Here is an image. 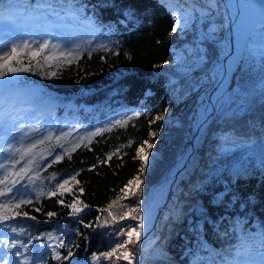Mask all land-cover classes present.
Listing matches in <instances>:
<instances>
[{
	"label": "trees",
	"instance_id": "obj_1",
	"mask_svg": "<svg viewBox=\"0 0 264 264\" xmlns=\"http://www.w3.org/2000/svg\"><path fill=\"white\" fill-rule=\"evenodd\" d=\"M8 1L20 6L43 2L6 0V3ZM69 2L70 0H56L57 10L61 6H67ZM78 2L87 5V16H94L97 24L105 27L93 38L91 29L86 25L73 20L62 21L75 30L69 44H85L90 39L93 47L98 43L119 42V54L99 50L89 57L85 53L78 65L63 69L58 77L51 79L32 73L22 74L23 82L12 96L29 103L53 100L92 105L84 111L77 109L75 113L68 112L70 122L61 128L64 130L70 126L83 125L81 131H93L123 114H131L132 110H139L144 114L130 122L127 128H116L111 133L97 137L88 148L81 146L72 154L71 160L65 159L43 173L48 175L58 172L64 177L83 169L77 177L81 182L77 188H84L80 198L90 205L89 209L79 217H72L68 215L70 209L57 203V197H44L37 203L38 207H43L44 212H32L37 216L36 221L21 219L12 222L27 231L25 234L10 232V239H21L28 243L30 236L42 237L43 233L54 228L59 231L61 224H65L67 228L64 230L69 239L80 245L75 249V259L79 264H90L86 258L93 252L107 251L114 242H119L124 237L116 239L108 235L112 229L96 228L95 225L94 228H85L77 221L82 219L87 224L95 222L98 216L102 217L104 214L99 209L115 199L127 181L137 175L141 162L134 159V156L139 144L150 139L153 124L150 125L149 120H154L164 108L174 106L179 100L191 95L198 100V90L203 85L209 90L216 77L215 75L213 78V70H210L190 79L178 77L177 81L171 83L173 75L165 67L174 61L176 48L189 46L196 57L203 54L207 65H215L223 57L221 38L226 33H213V38L205 39L208 28L213 24V21L207 20L201 28L194 26L193 30L184 35L177 32L170 36L173 21L158 0ZM129 10L134 16L126 18L124 13ZM148 20L152 23H146ZM109 28L112 29L111 32L108 31ZM221 28L223 31L226 29L224 25ZM199 49H203V53ZM126 53L132 59H128ZM156 65L162 66L157 68ZM59 107L54 109L55 117L63 114ZM191 109L192 106H189L174 116L178 123L171 124L164 131V143L152 151L156 155L155 158L150 157L149 167L141 175L144 192L139 200L143 201L150 186L170 173L185 140ZM206 130L202 145L196 148L197 155L189 171L190 178L174 194L176 210L170 213L167 220L158 222L156 238L148 245L149 252L145 251L147 264H169L167 259L178 262L179 259L194 257L198 241L197 233L192 229L198 222L203 225L200 233L203 239L217 250L225 249L224 255L229 258H232L237 247L242 254L247 251L248 255H259L264 251L261 247L264 242L259 236L241 242L236 232L228 231L227 235H223L237 218L242 221L245 237L248 233H256L258 228H264V171L257 166L264 157V56L260 54L252 57L247 54L245 61L243 59L229 93L221 101ZM129 139L134 141L130 147H121L117 156L104 164L99 163L101 159H105L106 153L126 145ZM233 140L244 146L234 148ZM249 143L251 147L247 146ZM93 165L96 167L93 168ZM237 168L243 169L244 174L234 177L232 172ZM46 183L51 185L54 182ZM225 185L238 192L243 201L251 196L252 202L245 203L243 209L240 201L232 205L228 202V197H225L224 203H213V194L223 191ZM173 197H170L171 201ZM72 198L70 194L63 197L66 202H70ZM136 202L135 197L126 201L129 204ZM47 211H54L59 215L47 222L44 215ZM174 216L180 218L181 225L171 228L172 234L168 237L167 225ZM205 216L217 224L218 231H214L213 225L205 221ZM122 224L134 226L136 222L128 220ZM76 228H79L83 236L73 233ZM165 243L170 252L167 255L162 251ZM40 245V240H33L26 253L33 257V264H37L40 256L45 258V264H58L50 255V250ZM228 249L231 250L227 251ZM199 257L207 258L208 253L200 251ZM215 259L220 260L222 257ZM199 264L210 262L201 259Z\"/></svg>",
	"mask_w": 264,
	"mask_h": 264
},
{
	"label": "snow or ice",
	"instance_id": "obj_2",
	"mask_svg": "<svg viewBox=\"0 0 264 264\" xmlns=\"http://www.w3.org/2000/svg\"><path fill=\"white\" fill-rule=\"evenodd\" d=\"M158 3L165 8L173 21L170 36L178 31H190L194 25L196 28H201L211 16L212 11L218 10L216 0H206L205 6H201L196 0H158ZM10 7L12 5L6 4V0H0V19H5L4 10ZM22 7L23 11L17 13L16 21L30 27L31 31H26L24 37L5 41L3 46H0V230L6 229L8 232L19 234H25L27 230L12 222L21 219L36 221L37 216L32 212H44L43 207L37 206V203L44 197H57V203L70 209L68 215L72 217H79L81 213L89 209L90 205L80 198L84 188H77L81 184L77 177L83 169L68 173L64 177H61L58 172H51L48 175L43 173L65 159L71 160L72 154L81 146L88 148L97 137L104 133H111L116 128H127L130 122L144 114L142 111L132 110L131 114H123L93 131H81L84 128L83 125L58 130L56 124H49L47 127L37 126L40 124V119L29 117L23 113V110L15 107V100L11 97L23 82L22 74L32 73L51 79L58 77L63 69L78 65L85 53L89 57L94 51L99 50L113 55L119 54V42L98 43L93 47L91 39L85 44H69L59 36L54 37L55 29L63 26L54 23L56 18L61 21H78L86 25L91 29L93 38L105 27L98 25L94 16H87L85 13L87 5L80 4L78 0H70L67 6H61L59 10L56 8V0H43V2L34 5L25 4ZM124 15L126 18H130L134 16V13L129 10ZM7 19L12 20V17L8 16ZM146 23L151 24L152 21L148 20ZM260 26L264 30V0H261L260 4ZM219 27H223V25ZM217 30L218 26L213 22L205 34V39L213 38V33ZM108 31L111 32L112 29L109 28ZM262 35H264V31H262ZM198 51L203 53L204 50L199 49ZM126 55L128 59H132L130 54L126 53ZM261 56H264V43L261 44ZM205 60L206 56L200 54L194 64L202 65ZM161 66L156 65L155 67ZM216 74H219V69L213 70V78ZM162 119L164 116H157L154 120H149V124H155L156 121ZM29 120L32 122L28 123ZM197 127L200 128L199 125ZM200 130L203 131V129ZM156 136L155 131L150 132V139H154ZM133 143L134 141L129 139L126 145L118 146L113 151L106 153L105 159H101L99 163L104 164L110 161L121 152V147H130ZM232 144L234 148L244 146L237 144L235 140L232 141ZM247 146L251 147V143ZM153 147V143L146 139L136 148L134 159L141 162L139 172L127 181L115 199L111 200L104 208L99 209L101 214H104L102 217L98 216L95 222L87 224L82 219L77 221L85 228H94L95 225L96 228L112 229L108 235L114 236L116 239L124 237L123 240L114 242L107 251L93 252L86 258L90 264H103L105 261L107 264H120L121 261H125L127 264H138L136 253L129 245L139 244L146 229V219L142 209L143 201L139 200V197L144 192V180L141 179V175L148 169L150 157L155 158L156 155L152 152ZM124 154L126 155V153ZM50 157L51 159H49ZM120 158L122 159V156ZM257 166L264 171V157L260 159ZM92 167L94 168L96 165ZM243 174V169H233L234 177ZM48 181L54 183L49 185L46 183ZM69 194L73 198L70 202H66L63 197ZM132 197L137 198V202L135 204L126 203ZM225 197L229 198L228 202L232 205L240 201L241 209L245 207V203H250L253 200L249 196L247 201H243L238 192L225 185L223 191L213 194L212 202L215 204L224 203ZM44 215L47 222H51L59 214L47 211ZM204 219L213 225L214 231H218L216 223L208 220L206 216ZM128 220L135 221L136 224L134 226L122 224ZM241 225L242 221L237 218L223 235H227L228 231H233L237 233V238L241 242L256 236H259L264 242V228H258L256 233H248L245 237ZM202 227L203 225L198 222L192 229L194 233H197L198 241L192 264H199L201 259H207L210 264H249L248 260L242 262L238 259L242 254L239 247L232 258H229L224 255L225 249L217 250L209 245L200 235ZM66 228L67 225L61 224L59 231L54 228L52 231L43 233L44 239L30 236L28 243L21 239H7L6 244L0 241V248L6 247L7 249L0 253V256L3 257L0 259V264H33V257L26 255L33 240H40V246L49 249L50 255L58 264H65V262L79 264V261L75 259L77 255L75 249H78L80 245L69 239L64 230ZM73 233L83 236L79 228L74 229ZM261 247L264 248V243ZM200 251L207 252L208 257H199ZM243 254L248 255V252L245 251ZM259 255L261 257L259 264H264V251ZM10 257L19 259L12 261ZM216 257H222V259L216 260ZM37 264H45V258L40 256Z\"/></svg>",
	"mask_w": 264,
	"mask_h": 264
},
{
	"label": "bare ground",
	"instance_id": "obj_3",
	"mask_svg": "<svg viewBox=\"0 0 264 264\" xmlns=\"http://www.w3.org/2000/svg\"><path fill=\"white\" fill-rule=\"evenodd\" d=\"M231 2V0L223 2V10L230 25V30L223 42V57L214 68L219 69V74H216L213 82L215 85L212 91H204L202 97L194 104L183 148L177 154L173 170L150 186L143 200L142 209L145 214L146 229L139 244L129 245L132 251L136 253L138 264H147L145 251L156 238V224L160 220L168 219L171 213L162 218L159 217V210L166 200L179 191L175 189L180 186L183 187L189 180V171L196 160V148L202 145L210 119L217 112L223 98L229 93L236 71L245 58L248 44L252 41L257 49L261 51V44L264 43V35H262L264 30L260 26V12L253 10V7H248L253 5L250 1L241 0L238 9L233 8ZM248 27H251L253 34L247 35ZM200 129H203V131ZM171 227L167 228L166 231H171ZM152 234H154V237L151 238ZM121 262L127 264L125 261Z\"/></svg>",
	"mask_w": 264,
	"mask_h": 264
},
{
	"label": "rangeland",
	"instance_id": "obj_4",
	"mask_svg": "<svg viewBox=\"0 0 264 264\" xmlns=\"http://www.w3.org/2000/svg\"><path fill=\"white\" fill-rule=\"evenodd\" d=\"M196 2L198 4H200L201 6H205V4H206V0H196ZM216 3L218 5V10L212 11L211 16L209 17L208 20L213 21L218 26V30L215 32L216 34L221 35L223 32V33H226V35H225V37H226L227 36V30H228V28L226 27L227 18L225 16V12L223 10L222 4L219 2V0H216ZM9 10L11 11V13L13 15H17L18 12L23 11V7H20L17 4H15V5H12V7H10ZM219 22H222V24L226 28L225 31H223L222 28L219 27L221 25V23L219 24ZM8 23H10L12 25V27H15V28L23 27V23L17 22L16 18H12V20L0 19V39L5 38V37H7L8 34L12 33L10 30V27H8ZM56 24H58V23H56ZM194 26H193V28H194ZM55 31H64L63 32L64 34H67L69 36H70V34L73 35V30H71L70 28L68 29V27L65 25H63V27L55 29ZM190 31H185V32H180V33L182 35H184ZM251 34H253L251 27H248L247 35H251ZM69 36H68V38H69ZM225 37L221 38L222 43L224 42ZM62 40L67 41L68 39L66 40V38H64ZM5 41H11V40H9V39L0 40V46H3V43ZM54 42H55V40H54ZM222 50H223V44H222ZM247 54H248V56H252V57L260 55V53L257 51V47L254 44L251 46H250V44H248L244 61L246 59ZM196 59H197V57L195 56L194 50L191 49L189 46H183L180 48H176L174 61L165 67L173 75L172 79H171V83L177 81L178 77L190 79L191 77H193L197 74H200L203 71L214 70L213 65H207L205 63L206 60L202 65L201 64H194V61ZM206 89H207L206 85H203L201 87V89L198 90L199 99L202 97L203 92L206 91ZM11 99L15 100V107L23 110V113L25 115H28L29 117H36V118L40 119L39 125L42 127H47L49 124H56V125H58V128H60L63 124L66 123V121H64L65 118L60 119V116L54 117L53 112H54V109L56 106H60L59 109H62L63 113H66V112L75 113L77 109L84 111V110L90 109L92 107V105L81 104V103L76 104V103L71 102V101L57 102V101H53V100H45V101H41L38 104H29L27 102L25 103L24 101H22L20 99V97H17V96H12ZM196 101L197 100L194 99V95H191L190 97H187L183 100H179V102L174 106H169V107L164 108L158 115L155 116V117L164 116V119L158 120V121H156L155 124H153L152 131H155L157 133V136L154 139H149V142L153 143V145H154L152 151L157 150L158 147H160L164 143V131L169 126H171V124L178 123L177 119L174 116L177 113L185 110L189 106H192V109H191V114H192V110H193V107H194V104ZM191 114L189 116L188 124L190 122ZM31 122H32L31 120L28 121V123H31ZM187 129H188V125H187ZM186 132H187V130H186ZM186 132H185V135H186ZM15 135H18V134H15ZM182 148H183V146H182ZM145 151H148V150L145 149ZM181 187L182 186H180L179 188H181ZM179 188L175 189V190L178 191V190H180ZM175 197L176 196L173 197L174 199L172 201L170 200L172 198H169L168 200H166L163 203V205L161 206V208L159 210V212H160L159 217L164 218L168 215V213L172 212L173 210H176ZM159 217H158V219H159ZM157 225L158 224H156L155 230L157 229ZM178 225H181V220L178 216H174V217H172V220L168 222L167 228H169L170 226H172L171 228H174L175 226H178ZM171 234H172L171 231L167 232L168 237ZM152 237H154V234H152L151 238ZM7 239H9L8 231L6 229L0 230V241H3L6 244ZM163 250H165V251H163V253L165 255L170 254L169 248L167 247L166 243L164 244ZM4 251H7L6 247L0 248V252H4ZM13 251H15V250H13ZM146 252H149V246L146 248ZM193 258L194 257H190L188 259H179L178 262L170 260V259H167V260H168L169 264L170 263H173V264H176V263L177 264H192ZM18 259L19 258H17V257H15V258L10 257V260H12V261H15ZM239 260L242 262L245 260H248L249 264H258V261H260V260H257V258L250 259V257H246L244 255L240 256ZM120 264H123V263L120 262Z\"/></svg>",
	"mask_w": 264,
	"mask_h": 264
},
{
	"label": "water",
	"instance_id": "obj_5",
	"mask_svg": "<svg viewBox=\"0 0 264 264\" xmlns=\"http://www.w3.org/2000/svg\"><path fill=\"white\" fill-rule=\"evenodd\" d=\"M239 1V0H238ZM244 1H250L259 12H260V4H261V0H244ZM219 63V62H218ZM216 65H213V68H215ZM215 84H213L210 89L208 90L209 92L212 91L213 87ZM174 166L172 167L171 171L173 170Z\"/></svg>",
	"mask_w": 264,
	"mask_h": 264
}]
</instances>
